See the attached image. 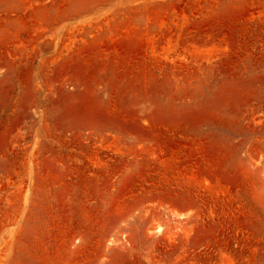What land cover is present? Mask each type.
<instances>
[{"label": "rangeland", "instance_id": "obj_1", "mask_svg": "<svg viewBox=\"0 0 264 264\" xmlns=\"http://www.w3.org/2000/svg\"><path fill=\"white\" fill-rule=\"evenodd\" d=\"M0 264H264V0H0Z\"/></svg>", "mask_w": 264, "mask_h": 264}, {"label": "bare ground", "instance_id": "obj_2", "mask_svg": "<svg viewBox=\"0 0 264 264\" xmlns=\"http://www.w3.org/2000/svg\"><path fill=\"white\" fill-rule=\"evenodd\" d=\"M173 6V5H172ZM160 9V11H159V13L162 15L163 13V11H164V9H168V6H165L164 7V9L163 8H159ZM157 10V9H156ZM152 12H154V10L152 11ZM156 13H158V11L156 12ZM20 22V21H19ZM20 24V23H19ZM17 25H18V23H17ZM126 26V23L125 22H119L118 23V26H117V28L118 29H121L122 27H125ZM158 231H161V229H158Z\"/></svg>", "mask_w": 264, "mask_h": 264}]
</instances>
